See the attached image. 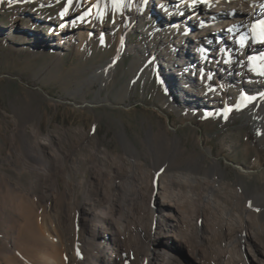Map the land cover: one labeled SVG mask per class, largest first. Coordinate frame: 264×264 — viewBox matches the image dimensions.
Segmentation results:
<instances>
[{"label": "bare ground", "instance_id": "bare-ground-1", "mask_svg": "<svg viewBox=\"0 0 264 264\" xmlns=\"http://www.w3.org/2000/svg\"><path fill=\"white\" fill-rule=\"evenodd\" d=\"M151 1L157 7V25L150 28L144 8ZM122 4L131 7L129 18L114 55L91 74L90 80L100 86L84 103L119 106L129 96L132 83L121 87L114 99L102 95L118 61L129 53L137 55L133 64L139 77L147 80L159 70L170 80L177 106L223 107L252 88L264 95V42L260 28H253L264 20V0ZM67 14L56 21L57 43L49 39V46L60 50L76 39L83 49L82 34L61 37L68 30ZM160 23L164 26L156 32ZM137 29L156 35L144 45L131 44L130 34ZM19 34L20 39L29 37L25 31ZM172 48H179L178 56L169 58ZM256 66L262 73L254 72ZM251 76L256 81L250 88L245 82ZM222 85H228L227 97L219 95ZM185 123L193 125L181 121ZM13 126L7 160L33 179L27 189L1 174L0 194L9 201L0 205L5 249L0 264H183L179 249L195 264H264V189H249L241 166L238 181L227 180L223 164L203 138L196 140L200 149L192 151L166 125L158 130L151 126L139 149L123 128L118 132L122 152L116 154L101 143L96 130L85 127L70 132L78 141L69 139L66 146L58 130L43 137L37 126L28 128L18 119ZM248 150L245 145L243 151ZM25 196L32 204L48 203L54 242L42 231L44 212L38 217L24 213Z\"/></svg>", "mask_w": 264, "mask_h": 264}, {"label": "rangeland", "instance_id": "rangeland-1", "mask_svg": "<svg viewBox=\"0 0 264 264\" xmlns=\"http://www.w3.org/2000/svg\"><path fill=\"white\" fill-rule=\"evenodd\" d=\"M150 3L144 14L145 26L151 28L157 25V7L153 1ZM65 8L68 30L61 37L82 34L81 40L86 44L83 49L76 39L60 50L49 46L52 44L49 39L57 43L60 25L56 21L66 13ZM129 10L131 7L123 4L117 9L113 0H71L70 3L69 0H0V178L5 173L27 189L33 179L28 172L17 171L16 165L7 160L8 136L16 119L28 128L37 126L43 137L58 130L66 146L69 139L77 143L69 135L77 127L96 130L101 143L116 154L122 152L118 132L123 128L137 148L142 149L141 138H145L149 127L158 130L166 125L170 135L177 134L189 150L198 151L200 144L196 140L203 138L204 145L211 147L223 164L227 180L238 181L236 171L241 166L245 169L240 171L248 188L264 189V95L260 90L252 88L244 97H237L223 107L177 106L170 80L159 70L147 80L139 77L138 67L133 64L137 55L129 53L122 55L112 72L109 88L102 90L103 96L114 99L117 91L123 90L121 87L132 83L129 96L119 106L83 102L95 97L100 85L90 80V76L114 55ZM163 26L158 24L156 32ZM21 31L28 32L29 37L20 39ZM155 35V31L145 35L137 29L130 34V43L144 45ZM178 51L179 48H172L169 58L178 56ZM259 57L257 63L262 66ZM261 71L257 66L254 68L256 74ZM255 81L251 76L245 83L251 88ZM227 89L228 85L220 86L219 95L227 97ZM173 103L176 105L171 109ZM183 120L193 125H181ZM245 145L249 148L247 152L243 151ZM31 200L23 199L24 213L38 217L44 212L41 228L45 237L54 242L48 203L34 200L32 204ZM8 201V197L0 194L1 206ZM4 253L0 240V260ZM177 257L183 264H195L183 249L177 250Z\"/></svg>", "mask_w": 264, "mask_h": 264}, {"label": "snow or ice", "instance_id": "snow-or-ice-1", "mask_svg": "<svg viewBox=\"0 0 264 264\" xmlns=\"http://www.w3.org/2000/svg\"><path fill=\"white\" fill-rule=\"evenodd\" d=\"M71 2V0H69V3ZM122 2H123V0H113V4H114V6L117 8V9H119V7L122 5ZM194 2H195V0H194ZM67 11V8H65V12ZM257 27H259L260 28V30H261V32H260V34H261V39H262V42H264V20H261V21H259V24L258 25H254L253 26V28L255 29V28H257ZM244 37H242L241 38V40H240V46L241 47H244Z\"/></svg>", "mask_w": 264, "mask_h": 264}]
</instances>
